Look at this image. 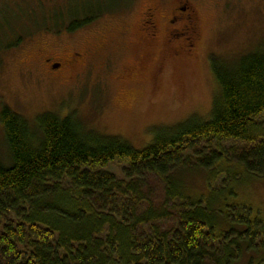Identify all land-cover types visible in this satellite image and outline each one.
<instances>
[{"label": "trees", "instance_id": "obj_1", "mask_svg": "<svg viewBox=\"0 0 264 264\" xmlns=\"http://www.w3.org/2000/svg\"><path fill=\"white\" fill-rule=\"evenodd\" d=\"M66 3L67 14L45 17L50 25L72 32L91 20ZM227 63L212 67L211 120L161 129L142 150L71 116L30 126L3 108L0 264H264V224L234 201L245 180L264 176V48ZM228 142L243 149L219 147ZM121 162L120 177L104 171ZM226 165L244 173L225 189ZM196 170L204 194L186 185Z\"/></svg>", "mask_w": 264, "mask_h": 264}, {"label": "rangeland", "instance_id": "obj_2", "mask_svg": "<svg viewBox=\"0 0 264 264\" xmlns=\"http://www.w3.org/2000/svg\"><path fill=\"white\" fill-rule=\"evenodd\" d=\"M68 1V10L76 11L79 0H0V112L8 108L30 126L43 114L71 116L86 130L142 150L161 129L210 121L217 94L213 65L220 68L264 48V0H187L195 12L189 25L198 32L188 55L176 54L184 37L164 43L169 12L186 0H133L124 16L117 9L126 0H80L115 13L72 32L46 20L49 10L62 14ZM151 5L158 34L144 43L137 29ZM187 24L169 25L171 37ZM75 53L81 59L71 58ZM56 63L61 66L52 71L50 64ZM261 122L264 134V118ZM207 146L216 149L214 142ZM220 146L243 149L238 143ZM0 154H7L1 127ZM125 166L113 163L104 171L120 177ZM226 170L232 175L225 189L235 173H244L240 167ZM185 178L192 193L207 192L203 171ZM236 191L234 201L251 208L264 224V176L249 177Z\"/></svg>", "mask_w": 264, "mask_h": 264}, {"label": "flooded vegetation", "instance_id": "obj_3", "mask_svg": "<svg viewBox=\"0 0 264 264\" xmlns=\"http://www.w3.org/2000/svg\"><path fill=\"white\" fill-rule=\"evenodd\" d=\"M127 2L124 5H121L118 10V14L123 15L126 13H129V9L131 6V3L133 0H126ZM102 2H105L104 0ZM143 2H141L142 4ZM177 6L173 9V11L169 12V18L167 19V28L164 34V43H175L177 39L184 37V43L179 45V50L176 52V54L180 55H188L191 51V46H193V40L198 37V32L196 33L195 30H193V27L189 25L191 23V18L195 15L194 9L188 5L189 3L185 1H177ZM90 7V9H89ZM154 6H150L149 8H145L144 12L142 14V19H139L140 25L137 29L138 32V39L142 40L144 43L153 42L156 39V36L158 34V28H157V21L156 16L154 15ZM64 9V8H63ZM62 10V13H64L65 10ZM157 9V7H156ZM60 11V10H59ZM56 11V12H59ZM112 10H109L106 6L101 5L98 8H94V3L92 2V6H89L87 4H82V2L79 0V5L76 6V15L78 17L79 22H85V20L88 19V17H91V20L88 21L85 25L80 27L78 30L83 29L84 27L95 23H100L103 19L108 18L111 16ZM55 11L49 10L47 12V15L51 14L53 15ZM90 14V15H88ZM116 15V14H115ZM178 22L188 23L187 25H184V28L181 29L178 35H174L171 37L172 30L169 25H175ZM178 33V32H177ZM71 58H78L81 59V54L75 53L72 55ZM61 66V63L56 64H50V69L52 71L58 70Z\"/></svg>", "mask_w": 264, "mask_h": 264}]
</instances>
